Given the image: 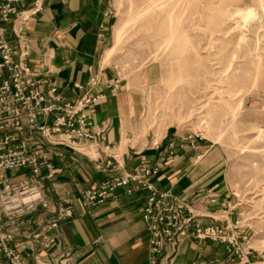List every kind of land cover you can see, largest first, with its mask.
<instances>
[{
  "label": "crops",
  "instance_id": "obj_1",
  "mask_svg": "<svg viewBox=\"0 0 264 264\" xmlns=\"http://www.w3.org/2000/svg\"><path fill=\"white\" fill-rule=\"evenodd\" d=\"M113 8L114 0H44L43 9L24 26L32 69L43 73L45 84H55L64 100L80 97L83 89L76 84L85 87L91 78L120 80L117 93L101 84L90 89L92 94L104 93L89 115L95 129L105 125L106 130L101 140L87 146L88 151L54 147L48 155L54 165L52 177L46 176L45 167L7 172L12 181L40 185L48 202V207L38 206L21 217L20 234L10 242L29 264H58L65 259L74 264H155L140 216L146 189L132 182L131 192L119 189L101 204L85 207L81 202L85 189L143 166L156 171L150 180L159 190L190 202L203 223L223 216L231 222L239 216L228 180L229 155L221 143L179 125L167 127L159 137L138 135L145 91L160 83L163 72L156 63L134 69L115 56L104 60L114 41ZM67 200L72 216L51 230L56 242L42 247L32 234L50 232L47 223ZM250 261L264 264V251L252 246ZM199 263L232 261L223 244L187 238L170 264Z\"/></svg>",
  "mask_w": 264,
  "mask_h": 264
},
{
  "label": "rangeland",
  "instance_id": "obj_2",
  "mask_svg": "<svg viewBox=\"0 0 264 264\" xmlns=\"http://www.w3.org/2000/svg\"><path fill=\"white\" fill-rule=\"evenodd\" d=\"M111 15L104 60L163 72L138 135L179 125L221 143L238 218L264 251V0H114Z\"/></svg>",
  "mask_w": 264,
  "mask_h": 264
},
{
  "label": "built area",
  "instance_id": "obj_3",
  "mask_svg": "<svg viewBox=\"0 0 264 264\" xmlns=\"http://www.w3.org/2000/svg\"><path fill=\"white\" fill-rule=\"evenodd\" d=\"M43 5L44 0H0V264H29L10 242L20 234L21 217L38 206L48 207L40 185L12 181L7 172H35L45 167L46 176L52 177L54 165L48 155L54 147L88 151L87 146L101 140L106 130L105 125L95 129L89 115L90 107L104 93L92 94L90 89L101 84L111 93L119 90L118 78H91L85 87L76 84L83 93L69 101L62 98L55 84H45L43 73L33 70L28 61L30 45L24 37L25 24L38 15ZM155 172L143 166L103 180L96 187L85 189L81 202L85 207L101 204L116 196L119 189L131 192L129 185L135 182L148 193L140 216L155 264H170L187 238L219 242L231 257L230 264H251L252 246L244 220L230 222L223 216L203 223L190 202L171 191H161L152 183L150 176ZM72 213L67 200L56 209L55 219L47 223L50 232H34L32 237L40 240L42 247H50L56 242L51 230ZM58 264L74 263L65 259Z\"/></svg>",
  "mask_w": 264,
  "mask_h": 264
},
{
  "label": "bare ground",
  "instance_id": "obj_4",
  "mask_svg": "<svg viewBox=\"0 0 264 264\" xmlns=\"http://www.w3.org/2000/svg\"><path fill=\"white\" fill-rule=\"evenodd\" d=\"M251 14H252V13H249L248 16H247V18H250V17L252 16Z\"/></svg>",
  "mask_w": 264,
  "mask_h": 264
}]
</instances>
